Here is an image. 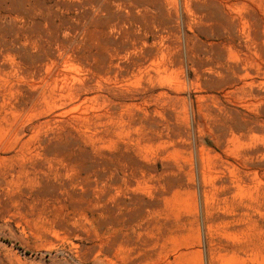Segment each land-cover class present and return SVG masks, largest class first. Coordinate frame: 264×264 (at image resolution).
<instances>
[{
	"label": "rangeland",
	"instance_id": "obj_1",
	"mask_svg": "<svg viewBox=\"0 0 264 264\" xmlns=\"http://www.w3.org/2000/svg\"><path fill=\"white\" fill-rule=\"evenodd\" d=\"M0 264H264V0H0Z\"/></svg>",
	"mask_w": 264,
	"mask_h": 264
}]
</instances>
